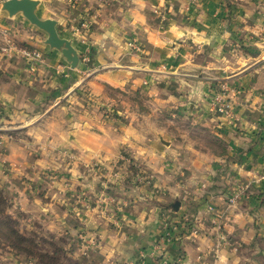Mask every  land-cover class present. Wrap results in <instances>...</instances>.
<instances>
[{
	"label": "crops",
	"instance_id": "crops-1",
	"mask_svg": "<svg viewBox=\"0 0 264 264\" xmlns=\"http://www.w3.org/2000/svg\"><path fill=\"white\" fill-rule=\"evenodd\" d=\"M38 15L57 21L79 67L1 15L0 47L14 33L42 57L0 52V104L30 108L72 83L115 89L124 120L107 125V151L125 148L153 176L92 225L98 264H264V0H41ZM222 81L233 118L210 110ZM238 184L247 192L230 205Z\"/></svg>",
	"mask_w": 264,
	"mask_h": 264
},
{
	"label": "rangeland",
	"instance_id": "rangeland-1",
	"mask_svg": "<svg viewBox=\"0 0 264 264\" xmlns=\"http://www.w3.org/2000/svg\"><path fill=\"white\" fill-rule=\"evenodd\" d=\"M2 1L0 16L13 19L1 11ZM20 19V29L24 24L44 33ZM18 37L11 34L13 55L27 47ZM72 84L30 108L0 104V191L18 233L34 244L27 255L0 237V264H98L101 239L92 225L132 204V187L153 186L151 173L125 148L107 151V125L119 132L124 120L117 112L119 91L98 96L86 82ZM247 189L238 184L229 193Z\"/></svg>",
	"mask_w": 264,
	"mask_h": 264
},
{
	"label": "water",
	"instance_id": "water-1",
	"mask_svg": "<svg viewBox=\"0 0 264 264\" xmlns=\"http://www.w3.org/2000/svg\"><path fill=\"white\" fill-rule=\"evenodd\" d=\"M40 4L41 0H4L1 3V11L7 13L8 18L20 15L30 24L42 30L46 35L44 44L49 49L58 51L71 69L78 68L80 64L78 49L70 39L60 36L56 20L51 18L43 19L38 15ZM178 206V201L172 204V207L175 209Z\"/></svg>",
	"mask_w": 264,
	"mask_h": 264
},
{
	"label": "built area",
	"instance_id": "built-area-1",
	"mask_svg": "<svg viewBox=\"0 0 264 264\" xmlns=\"http://www.w3.org/2000/svg\"><path fill=\"white\" fill-rule=\"evenodd\" d=\"M84 27H87V23L83 24ZM3 55L6 57H12L13 56V50L12 45L8 44L7 46H4L1 48ZM19 52V51H18ZM22 55L26 58H31L34 61V67L40 62V59L42 57V54L40 51H33V50H27L22 49L20 51ZM31 67V68H34ZM213 94L210 95V110L215 113L223 114L225 117L233 118L232 113V106L233 101L231 100V93L232 88L229 86V84L226 81L219 82L215 89H213ZM242 193H230L227 202L230 205H234L237 200L241 197ZM208 209L211 211L213 210L212 207H208ZM167 239L162 237L159 241H157L155 247L159 251H161L163 243H165ZM159 264H169L167 259L161 255V259L159 261Z\"/></svg>",
	"mask_w": 264,
	"mask_h": 264
},
{
	"label": "trees",
	"instance_id": "trees-1",
	"mask_svg": "<svg viewBox=\"0 0 264 264\" xmlns=\"http://www.w3.org/2000/svg\"><path fill=\"white\" fill-rule=\"evenodd\" d=\"M6 203L5 197L0 191V237L9 239V245L28 255L34 244L18 233L15 220L6 212Z\"/></svg>",
	"mask_w": 264,
	"mask_h": 264
}]
</instances>
